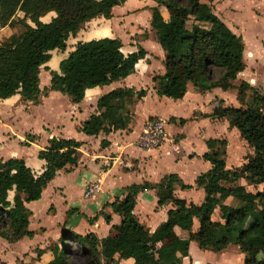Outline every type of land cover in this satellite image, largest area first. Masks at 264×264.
Here are the masks:
<instances>
[{"label":"trees","instance_id":"1","mask_svg":"<svg viewBox=\"0 0 264 264\" xmlns=\"http://www.w3.org/2000/svg\"><path fill=\"white\" fill-rule=\"evenodd\" d=\"M126 1L0 0V27L11 32L0 45V101L20 95L24 101L39 104L43 67L51 76L44 92H60L75 104L85 99L87 90L109 86L133 74L148 52L140 46L138 51L125 55L117 37L78 42L60 62L59 71L47 66L53 51H66L70 37L94 19H111L114 8ZM153 1L157 6L151 8V29L165 56L164 75L154 77L157 94L179 100L191 86L200 93L215 88L235 91L238 106L221 103L210 116L227 118L231 127L237 126L252 154L243 165L228 169V141L210 139L206 143L209 151L203 158L211 162L212 168L195 182V187L205 191L200 205L175 195L177 188L193 187L177 174H167L154 184H133L123 200L109 205L121 217L120 224L113 226V236L99 238L94 233L82 235L67 229L57 242L45 250L38 249L37 255L51 252V260L44 264H76V258L81 259L80 264H122L113 259L120 253L122 259L132 258L135 264H150L148 258L156 253L153 264H183V258L189 257L190 243L195 242L201 250L215 253L237 245L245 255L244 264H264V188L254 193L242 184V180L255 186L264 184V89L245 80L235 83L246 68L243 38L215 14V0ZM50 13L55 16L44 22ZM146 95V90L122 87L102 95L97 112L84 123L83 132L98 136L130 130L136 122L132 108ZM187 121L180 119L182 124ZM35 140L36 136L29 135L24 145ZM108 145L107 140L102 141V147ZM80 147L81 143L74 139H50L39 152V158L46 162L40 176L23 159L0 161L2 238L15 243L33 236L29 230L32 212L27 203L41 199L60 170L78 164ZM150 189L156 191L160 207L173 205L167 220L153 233L134 214L138 195ZM11 191L15 192L13 202L9 200ZM217 209L222 221L213 219ZM101 215L111 222L110 214L102 211ZM195 221L198 229L194 231ZM176 227L188 232V238L176 236Z\"/></svg>","mask_w":264,"mask_h":264},{"label":"crops","instance_id":"2","mask_svg":"<svg viewBox=\"0 0 264 264\" xmlns=\"http://www.w3.org/2000/svg\"><path fill=\"white\" fill-rule=\"evenodd\" d=\"M131 1L127 0L114 10H127ZM142 6L152 18L151 8L157 6V3L144 0ZM213 6L215 14L235 34L243 38L244 59L248 55L254 63L262 66L257 75L249 77H244L247 73L245 68L235 83L245 80L259 88L256 86L257 81H264V0H215ZM50 14L55 16V13ZM94 21L96 19L87 25ZM1 31L6 33L5 28L0 27ZM156 42L157 40L153 50L146 41H134V46L128 53L123 51L122 42L125 55L138 51L140 45L148 52L146 58L140 60L136 64L135 72L124 80L87 90L81 103L75 104L69 96L57 91L49 90L45 93L44 89L49 88L50 82L45 86L41 83L39 104L24 101L20 95L0 101V161L23 159L33 173L40 176L46 162L39 158V152L49 145L50 139H74L81 143L78 164L60 170L44 189L41 199L27 203L32 212L29 230L33 232V236L15 243H10L0 236V264H20V261L47 263L51 260V252L48 250L39 257L37 250H45L50 244L57 242L67 229L82 235L94 233L99 238L113 236V226L120 224L121 217L114 213L109 205L123 200L127 196V188L133 184H154L160 182L167 174H177L185 184L193 187L186 190L177 188L175 195L188 203L200 205L205 198V191L195 187V182L200 175L212 168L211 162L203 158L209 151L206 143L210 139L228 141V169L243 165L247 156L252 154V148L241 137L237 126L231 127L227 118L210 116L221 103L226 106H238L235 91L215 88L200 93L191 86L179 100L157 94L154 77L164 75L165 56ZM74 49L75 47L71 52ZM56 51L58 50L52 54ZM68 55L69 53L63 59ZM59 65L60 62L57 67ZM49 78L51 80V76ZM119 87L147 91V95L132 108L136 115L135 124L130 130H119L108 135H86L83 132L84 123L97 112L99 98ZM158 118L166 123L165 142L152 150L140 148L136 141L146 123ZM180 119L188 121L182 124ZM29 135L36 136L37 140L30 145H24ZM103 140H107L109 145L102 147ZM92 181H99L101 190L93 197L85 198L86 186ZM242 184L254 193L264 188V184L255 186L247 180H242ZM14 195L15 192L11 191V202ZM158 201L155 190H146L138 195L134 209L135 216L151 233L167 220L168 211L173 208L172 204L160 207ZM102 211L110 214L111 222H107L101 215ZM213 219L222 221L218 209ZM197 229L198 222L195 221L194 231ZM175 234L181 240L189 236L188 232L178 227L175 228ZM160 246L161 243L157 244L158 248ZM231 248H234V256L229 258L227 255ZM207 252L201 250L195 242H191L189 257L183 258V264H244L245 255L237 245H230L225 251L216 253L220 254L225 262H209L206 258L212 255H206ZM157 257L156 253L149 257V263L153 264ZM113 259L122 264H135L132 258L122 259L120 253ZM108 262L109 260H103V263Z\"/></svg>","mask_w":264,"mask_h":264},{"label":"rangeland","instance_id":"3","mask_svg":"<svg viewBox=\"0 0 264 264\" xmlns=\"http://www.w3.org/2000/svg\"><path fill=\"white\" fill-rule=\"evenodd\" d=\"M144 0H132L129 4V8L127 10L116 9L114 10V15L111 19H104L100 17L96 19V21L92 22L90 25H86L84 29H82L76 36L70 37L67 42V49L65 52L56 51L52 54L51 61L47 64L50 69H55L59 71V67L57 65L61 60L66 56L67 53H70L71 50L76 46L78 42L94 39V38H102V37H117L120 38L123 42V51L128 53L131 50V47L134 46V41H146V44L149 45L150 48L155 50L154 45L156 41L155 32L151 29V18L146 14L145 9L143 8ZM248 1V0H247ZM163 12H166L163 10ZM53 15V14H52ZM51 14L43 18L44 22H49L51 19ZM114 18V19H113ZM113 19V20H112ZM250 24V22H249ZM253 28V27H252ZM13 31V30H12ZM14 30L13 32H15ZM9 31L6 33L0 32V45L4 43L7 37L10 36ZM159 46V43L156 42ZM140 45H138V48ZM137 48V49H138ZM247 55V54H246ZM246 68L247 73L244 77H249L253 75H257V71L262 68L260 64H256L252 61L250 56H246ZM50 71H47L44 67L41 70V83L43 86L46 85L47 82H50ZM258 84L256 86L259 89H264V81L259 79ZM34 128H37L36 125H33ZM234 248L229 249L230 253H228V257L234 256L233 254ZM207 252V251H206ZM205 253V252H203ZM208 256L206 260L209 262H225V259L220 257V254H216L215 252L208 251L206 255ZM206 257V256H205ZM218 257V258H216ZM76 264L81 263L80 258L75 259ZM242 264V263H241Z\"/></svg>","mask_w":264,"mask_h":264},{"label":"built area","instance_id":"4","mask_svg":"<svg viewBox=\"0 0 264 264\" xmlns=\"http://www.w3.org/2000/svg\"><path fill=\"white\" fill-rule=\"evenodd\" d=\"M163 119L149 120L138 137L137 145L145 150L159 148L167 138V131ZM101 190L99 181L90 182L85 189L84 197L91 198Z\"/></svg>","mask_w":264,"mask_h":264},{"label":"water","instance_id":"5","mask_svg":"<svg viewBox=\"0 0 264 264\" xmlns=\"http://www.w3.org/2000/svg\"><path fill=\"white\" fill-rule=\"evenodd\" d=\"M163 15H164L165 18H168L167 12H163Z\"/></svg>","mask_w":264,"mask_h":264}]
</instances>
